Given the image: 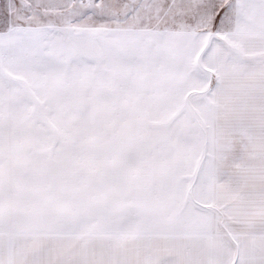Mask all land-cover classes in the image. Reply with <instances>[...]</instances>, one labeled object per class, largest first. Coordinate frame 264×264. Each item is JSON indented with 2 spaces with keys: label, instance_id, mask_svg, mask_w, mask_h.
<instances>
[{
  "label": "snow or ice",
  "instance_id": "snow-or-ice-1",
  "mask_svg": "<svg viewBox=\"0 0 264 264\" xmlns=\"http://www.w3.org/2000/svg\"><path fill=\"white\" fill-rule=\"evenodd\" d=\"M0 264H264V0H0Z\"/></svg>",
  "mask_w": 264,
  "mask_h": 264
}]
</instances>
